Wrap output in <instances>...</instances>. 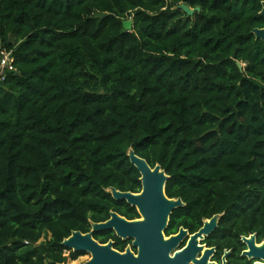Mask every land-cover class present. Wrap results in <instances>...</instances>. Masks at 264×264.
<instances>
[{
	"label": "trees",
	"instance_id": "trees-1",
	"mask_svg": "<svg viewBox=\"0 0 264 264\" xmlns=\"http://www.w3.org/2000/svg\"><path fill=\"white\" fill-rule=\"evenodd\" d=\"M263 2L0 0V264H61L74 232L139 219L109 192L142 190L130 149L185 204L167 235L221 215L210 242L234 264L264 240Z\"/></svg>",
	"mask_w": 264,
	"mask_h": 264
},
{
	"label": "water",
	"instance_id": "water-1",
	"mask_svg": "<svg viewBox=\"0 0 264 264\" xmlns=\"http://www.w3.org/2000/svg\"><path fill=\"white\" fill-rule=\"evenodd\" d=\"M187 16H193L199 8L191 9L185 4L178 6ZM261 16H264V2L262 3ZM107 17L103 14L101 18ZM125 30L133 29V21L123 22ZM256 40L264 42V29H254L252 32ZM242 68L241 64H238ZM131 163L141 174L142 190L140 193L122 192L116 188H110L109 192L117 201H126L130 206L137 209L140 218L128 220L116 212H111L110 219L106 222L92 223L89 233L74 232L62 242V246L74 252H86L92 255V259L85 264H208V258L214 251L205 252L201 260L196 259L198 252L203 250L199 247V239L213 233L219 226L221 215L206 220L204 226L192 235L187 248L171 253L188 234L184 228L177 235L166 239L165 231L169 226L173 211L185 206L182 199H171L166 195V183L169 176L160 165L151 167L148 162L137 156L133 149L128 154ZM114 231L123 240H132L133 247L137 249V255L128 248L124 253L114 249V243L100 244L93 237L96 232ZM249 251L245 255L252 259L262 260L264 263V241L261 246H256V235L244 238Z\"/></svg>",
	"mask_w": 264,
	"mask_h": 264
},
{
	"label": "flooded vegetation",
	"instance_id": "flooded-vegetation-1",
	"mask_svg": "<svg viewBox=\"0 0 264 264\" xmlns=\"http://www.w3.org/2000/svg\"><path fill=\"white\" fill-rule=\"evenodd\" d=\"M206 221V220H205ZM205 221L203 222V226H204V223H205ZM202 226V227H203ZM201 227V228H202ZM181 228H183V227H180L178 230H177V232H175V233H172V234H170V235H167L166 234V231H165V236H166V239H168V238H170L171 236H174V235H177L179 232H180V229ZM200 228V229H201ZM185 229V228H184ZM199 229V230H200ZM185 230H187L188 231V234L185 236V238L179 243V245H178V247L171 253V256L173 257V255L175 254V252H177V251H182L183 249H185V248H187V246H188V244H189V242H190V240H191V237H192V235L193 234H195V233H197V232H194V233H191L190 232V230H188V229H185ZM102 232H104V231H102ZM215 232V231H214ZM214 232L213 233H211L210 235H206V236H204V238L203 239H199L198 241H199V247H203V250L202 251H200V252H198L197 253V255H196V259L197 260H201L203 257H204V254H205V252L206 251H208V250H214L211 254H210V256H209V258H208V264H234V261L233 260H235V257H233V249H225L224 250V252H223V254H220V252L218 251V249H217V247H215V246H213V245H211V242H210V239H211V237L214 235ZM96 233H101V232H96ZM115 233V232H114ZM95 234V233H94ZM94 234H93V237H94ZM252 235H254V234H251V235H249V236H243L242 238H241V245H242V250H241V252H240V254H239V261H238V263L237 264H258L259 262H262V260H258V259H254V258H252V259H250V258H248L246 255H245V252H248L249 251V248H248V246H247V244L243 241V239L244 238H249L250 236H252ZM256 235V246H261V244H262V242L264 241V240H262V241H260V240H258V236H257V234H255ZM117 236V235H116ZM95 239V238H94ZM96 240V239H95ZM119 240H120V242H124V243H126V245H125V249H124V251L122 252V251H120V250H118V247H119ZM96 241H98L100 244H102L101 242H100V240H96ZM109 242H113L114 243V249H116L117 251H119V252H121V253H124L128 248H130L136 255H137V249H135L134 247H133V241L132 240H123V239H121V238H119L118 236H117V239H110L107 243H109ZM107 243H105V244H107ZM118 246V247H117ZM72 253H80V255H78L75 259H73L72 258ZM85 255H89L90 256V259L88 260V261H90L91 259H92V255L91 254H89V253H86V252H74L73 250H71V249H65L64 250V252H63V256L65 257V258H67V260L64 262V263H61V264H67L69 261H71V262H73L74 264H76L77 263V261H79L80 260V258H82L83 256H85ZM88 261H85V263L86 262H88ZM72 263V264H73ZM84 263V264H85ZM190 264H194V262H190ZM264 264V263H263Z\"/></svg>",
	"mask_w": 264,
	"mask_h": 264
},
{
	"label": "built area",
	"instance_id": "built-area-1",
	"mask_svg": "<svg viewBox=\"0 0 264 264\" xmlns=\"http://www.w3.org/2000/svg\"><path fill=\"white\" fill-rule=\"evenodd\" d=\"M11 56L12 53L10 51L4 50L2 52L0 81L6 77L7 72H13L15 70L11 61Z\"/></svg>",
	"mask_w": 264,
	"mask_h": 264
},
{
	"label": "rangeland",
	"instance_id": "rangeland-1",
	"mask_svg": "<svg viewBox=\"0 0 264 264\" xmlns=\"http://www.w3.org/2000/svg\"><path fill=\"white\" fill-rule=\"evenodd\" d=\"M1 82V81H0ZM49 237V235H44L43 236V238H42V240H44V239H46V238H48ZM90 259V256L89 255H85V256H83L82 258H80V260L79 261H77V263L76 264H84L85 263V261H88ZM73 262H71V261H69L67 264H72ZM74 264V263H73Z\"/></svg>",
	"mask_w": 264,
	"mask_h": 264
}]
</instances>
